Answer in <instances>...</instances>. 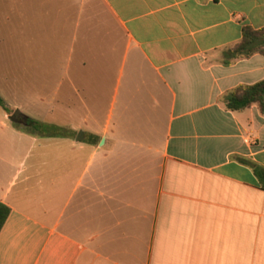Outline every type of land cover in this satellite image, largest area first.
I'll use <instances>...</instances> for the list:
<instances>
[{
  "label": "crops",
  "instance_id": "1",
  "mask_svg": "<svg viewBox=\"0 0 264 264\" xmlns=\"http://www.w3.org/2000/svg\"><path fill=\"white\" fill-rule=\"evenodd\" d=\"M244 27L264 0H0V264H264Z\"/></svg>",
  "mask_w": 264,
  "mask_h": 264
},
{
  "label": "trees",
  "instance_id": "2",
  "mask_svg": "<svg viewBox=\"0 0 264 264\" xmlns=\"http://www.w3.org/2000/svg\"><path fill=\"white\" fill-rule=\"evenodd\" d=\"M254 55L264 57V28L255 30L251 27L242 29V38L240 42L231 48H228L224 54V64H228L233 60L247 59ZM225 105L227 110L238 112L256 105L259 110L264 113V80L251 86H240L225 97ZM0 108L7 114H11L5 102L0 97ZM26 128L32 132L43 136H53L54 133L47 125L35 121L30 118L24 120ZM13 125L18 128L16 123ZM249 165L253 174L261 184L264 190V169L258 165L244 161ZM10 214V209L0 203V232Z\"/></svg>",
  "mask_w": 264,
  "mask_h": 264
},
{
  "label": "rangeland",
  "instance_id": "3",
  "mask_svg": "<svg viewBox=\"0 0 264 264\" xmlns=\"http://www.w3.org/2000/svg\"><path fill=\"white\" fill-rule=\"evenodd\" d=\"M12 114H13V113H11V114L9 115V117H11ZM17 122H18V123H16L17 126H19V127H22V126H23V121H20V119H19ZM46 122H48V121H46ZM51 124H52V123H51ZM49 128H50V130H51L52 132H54V131H59L57 128H54L53 126H51V127H49Z\"/></svg>",
  "mask_w": 264,
  "mask_h": 264
},
{
  "label": "water",
  "instance_id": "4",
  "mask_svg": "<svg viewBox=\"0 0 264 264\" xmlns=\"http://www.w3.org/2000/svg\"><path fill=\"white\" fill-rule=\"evenodd\" d=\"M18 114H19L18 111H15V112H14V114H13L12 117H11V121H12V122H14V123L17 122V120H16V116H17ZM79 136H80V139H81V138H82V134L80 133ZM78 138H79V137H78Z\"/></svg>",
  "mask_w": 264,
  "mask_h": 264
}]
</instances>
